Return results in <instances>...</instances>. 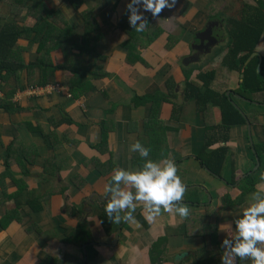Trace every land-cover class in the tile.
I'll return each instance as SVG.
<instances>
[{
	"label": "crops",
	"instance_id": "crops-1",
	"mask_svg": "<svg viewBox=\"0 0 264 264\" xmlns=\"http://www.w3.org/2000/svg\"><path fill=\"white\" fill-rule=\"evenodd\" d=\"M83 1L74 0L78 9L72 0H0V32L14 28L21 33L10 50L0 49V57L8 58L15 68V73L0 80V86L16 90L8 100L13 103L11 111L0 108V264H83L84 246L86 264H152L150 252L160 240L155 250L165 252L164 260L155 264H221V241L234 235L232 221L252 202L254 191L264 192L261 175L254 185L239 186L261 166L255 169L254 146L260 145L264 154V93L248 99L237 94L243 74L223 64L227 50L220 49L226 34L224 26L209 21L206 9L212 4L207 0H188L192 6L184 13L181 0L170 10L162 9L156 18L145 13L149 25L141 33L131 30L126 21L128 0ZM247 3L256 5L254 0ZM85 11L97 27L94 35L100 37L94 47L97 54L93 53L98 55V70L85 88L88 95L79 93V98L71 99L65 85L70 73H43L37 62L44 58L55 66L65 63L63 49L68 47L61 31L80 28ZM209 26L215 40L201 44L197 34ZM216 36L222 37L217 40ZM170 41L174 44L166 49ZM256 52L264 58V33ZM209 70L215 71L211 89L226 94L244 115H256L259 121L258 125L232 126L226 142L221 128L208 131L210 125L221 123L220 109L211 108L204 116L195 100L185 96L186 72L200 83L197 75ZM104 73L107 76H99ZM44 75L53 80L36 86L47 89L45 94L30 96L23 91L43 81ZM134 94L155 98L161 94L167 101L134 106ZM209 135L215 139L213 150L225 146L230 152L222 180L202 170L196 160L203 144L211 140ZM135 141L150 149L152 160L172 159L186 189L199 188V204H187L189 215L183 221L162 212L148 223L137 202L134 215L139 227L123 221L109 235L101 222V208L109 195L104 186L114 167L134 170L142 164L138 154L129 151ZM233 175L238 179L235 183ZM224 195L238 199L239 205L225 209ZM28 200L34 202L32 207L25 203ZM17 201L25 204L18 206ZM209 204L218 219L191 222L190 232L198 235L185 236L186 220L204 214ZM9 213L14 214L13 221L1 227ZM28 221L36 223L35 231H26ZM201 226H206L204 233H199ZM77 229V238L87 241L80 246L64 240ZM234 264L251 261L237 258Z\"/></svg>",
	"mask_w": 264,
	"mask_h": 264
},
{
	"label": "trees",
	"instance_id": "trees-1",
	"mask_svg": "<svg viewBox=\"0 0 264 264\" xmlns=\"http://www.w3.org/2000/svg\"><path fill=\"white\" fill-rule=\"evenodd\" d=\"M74 2V0H72ZM184 4L183 13L186 12L192 5L188 0H181ZM225 1V0H207V3H211V7H207L206 14L208 15V19L210 22L215 23V26H224V31L226 34V41L223 45L224 48H221L220 51L227 50V54L225 55V58L223 59V64L228 66H233L239 69V71L243 74V80L240 85L239 90L237 91V94L242 96L243 98H249L255 93H264V58H262L260 55H256L253 58H251L249 61L248 59L256 53V48L258 45V42L264 33V5L262 3V0H254L256 2V5L249 4L246 2H241L239 9L235 7H228L223 8L220 10L218 7V2ZM75 3V4H74ZM72 3L73 6L76 8L78 7L77 3ZM81 3H84L83 0H81ZM79 9V7H78ZM85 16V23L80 26V28H76L72 31V29H64L61 31L62 35L61 39L64 44L68 47L67 51L63 49L64 51V58L65 63L63 65L55 66L51 61L47 62L44 60V58L41 60L38 58L39 67L42 68L43 73L46 72V70H62L67 71L70 73V77L66 81V86L68 87V91L71 95L68 94V96H71V99L79 98V93L86 94L87 90L85 89L86 86H88L90 79L94 77L95 70H98V67H96V59L98 58V55L95 56L94 54H97L94 51V47L97 43V40L100 38L98 35H94V30L97 29L95 25H92L90 23L91 21V15L90 12H83ZM124 21V20H123ZM127 21V20H126ZM219 27L215 28L217 30ZM21 33L16 31V29H7L3 28L0 32V49L2 46H5L6 49L10 50V47H13L15 45L17 37H19ZM78 35V36H77ZM83 38V42H81V39L79 37ZM222 36H216L217 40H219ZM5 39V40H4ZM8 41V42H5ZM80 41V42H79ZM151 41V40H150ZM224 41V40H223ZM41 45H44L43 40L40 41ZM82 43V44H80ZM144 42H141L140 45H143ZM174 41H170L169 44L166 46V49H170L171 46H173ZM128 48L126 50L128 51V57L127 62L129 63V56L131 54L129 53V50L131 48V43H126ZM42 48V46H41ZM77 50L75 53L74 51ZM131 51V50H130ZM94 58H93V56ZM95 62V63H94ZM22 65H20L21 67ZM14 65H10L8 62V58H5L4 56L0 57V80H5L7 77H9L11 74L15 73V68H13ZM3 72H6V75L3 74ZM186 91L185 96L186 98H193L197 105V111L203 114L204 116L207 114L208 110L214 107H217L220 109L221 112V123L216 126L212 127L211 125L208 127V131L214 132L218 127L222 129V132L225 133V136L223 137V141L226 142L228 140V132L232 126H238L246 124L247 121L250 122V124L258 125L259 121L256 115L254 116H246L242 113V111L233 103L229 96L226 94H219L213 89H211V84L215 77V71L209 70V71H200V73L197 75V81L202 83H197L195 81H192V72H186ZM102 77L107 76V74L99 75ZM43 81H39L37 85H30L31 87L25 88V92L29 90L30 88H36V86H46L50 82H53V80L46 79L45 75L43 76ZM204 88L202 91L201 89ZM10 89H4L0 86V108H4L7 111H11V108H13V103L10 100L11 97L16 93V90H10ZM2 92L4 93L2 95ZM22 92V91H21ZM5 93H9V95H6ZM6 95V96H5ZM88 95V94H86ZM163 101H167V98H162L161 94H156V98L153 96L145 95V96H138L136 94L132 97V103L134 106H140L145 105L148 102H153L154 104H159ZM17 109V108H15ZM256 118V119H254ZM69 121H73L69 119ZM264 129V128H263ZM210 133V132H209ZM211 134V133H210ZM207 142L203 144V147L199 154L197 155V161L199 162V166L202 170H210V172L219 178L220 180L223 179L224 170L226 169V164L228 161V158L230 156V152L228 151L227 147L222 146L217 149H212L211 144L215 139H213V136H208ZM213 139V140H212ZM255 150L257 151V159L261 163L260 168L245 178L242 182H240L239 186H243L246 183L250 182V185H254L255 180L260 177V175L264 171V154L259 150L261 149L260 145L254 146ZM256 159V160H257ZM177 167V165H176ZM207 168V169H206ZM208 172V171H206ZM235 174V170H233ZM209 173V172H208ZM210 174V173H209ZM238 179L233 175L232 182H237ZM186 186V185H185ZM199 188L193 187L186 189L184 193V203L189 205H198L199 200L196 198V195L198 194ZM23 192L19 190L18 195L22 196ZM20 201V200H19ZM223 206L225 209H231L239 205V200H232L230 195H224L222 198ZM29 206H33V201H26L25 202ZM24 203V204H25ZM23 204V205H24ZM16 205L23 206L21 203L16 202ZM14 214L9 213L7 217H5L4 223L1 224V227H4L8 225L11 221L14 219ZM214 217L217 218L219 215L214 210L213 206L211 204L207 205L206 211L204 214L194 215L189 217L186 222L184 223L183 227V234L185 236H191V238L194 235H198V233L190 232L191 222H199L201 223L204 218ZM27 222V220L25 221ZM101 222L102 225L106 231L107 234L113 235L112 231L114 230V227L119 226L123 220L120 223H114L109 221V219L106 217L104 208H101ZM36 223L33 221H28L27 227L25 228L27 232L35 231L33 229H36L35 227ZM201 230L199 233H204L203 231L206 226H201ZM75 232V234H66L64 237V240L66 242L73 243L75 245H82L83 243L87 241L79 240L77 237L79 236V233ZM81 231V236H82ZM76 237V238H75ZM85 238V236L83 237ZM163 240L157 241L154 246L152 247V251L150 252V259L152 264H155L157 261L162 262L164 259L163 253L161 250H155L157 245L159 246V243H161ZM50 261V259H48ZM89 264V262H87Z\"/></svg>",
	"mask_w": 264,
	"mask_h": 264
},
{
	"label": "clouds",
	"instance_id": "clouds-1",
	"mask_svg": "<svg viewBox=\"0 0 264 264\" xmlns=\"http://www.w3.org/2000/svg\"><path fill=\"white\" fill-rule=\"evenodd\" d=\"M176 0H128L125 4L127 23L131 30L141 33L148 20L145 13L158 17L162 9H172ZM129 151L138 154L143 161L134 170L114 167L110 180L104 186L106 197L104 212L109 221L122 220L139 227L134 213L136 203L142 205L141 213L146 222L152 223L163 213L174 214L183 221L189 215V205L183 203L186 186L177 175L175 162L163 157L152 160L150 149L139 141L129 146ZM264 181V173L261 174ZM252 202L232 221L234 235L223 239L224 255L221 264H234L235 260L249 259L251 264H264V192L254 191ZM123 213V216L121 215Z\"/></svg>",
	"mask_w": 264,
	"mask_h": 264
},
{
	"label": "water",
	"instance_id": "water-1",
	"mask_svg": "<svg viewBox=\"0 0 264 264\" xmlns=\"http://www.w3.org/2000/svg\"><path fill=\"white\" fill-rule=\"evenodd\" d=\"M197 38L199 39V41H200V43L201 44H203L202 42H204V40H206L207 42H208V44H210V43H212L215 39H214V37L212 36V28L209 26L207 29H206V31L205 32H202V33H199V34H197ZM199 43V44H200ZM256 55H259L257 52L256 53H254L249 59H248V61L251 59V58H253L254 56H256ZM228 95L230 94V93H227ZM250 123L247 121V125H249ZM252 146H253V144H252ZM257 162H259L258 160H257ZM256 168H258V164L256 165V167H255V169ZM207 169V168H206ZM206 171H208L209 173H211L210 172V170H206ZM85 249H86V247L84 246L83 248H82V250H83V254H84V259H83V264H86V261H87V257H86V251H85Z\"/></svg>",
	"mask_w": 264,
	"mask_h": 264
},
{
	"label": "rangeland",
	"instance_id": "rangeland-1",
	"mask_svg": "<svg viewBox=\"0 0 264 264\" xmlns=\"http://www.w3.org/2000/svg\"><path fill=\"white\" fill-rule=\"evenodd\" d=\"M241 2H246L247 3V2H252V0H225V1H221V2H218L217 9L219 8L220 10H222L223 8H228V7L229 8L230 7H235L237 9H239ZM257 164H258V166H260V162H257L256 165ZM183 181L186 182V178Z\"/></svg>",
	"mask_w": 264,
	"mask_h": 264
},
{
	"label": "built area",
	"instance_id": "built-area-1",
	"mask_svg": "<svg viewBox=\"0 0 264 264\" xmlns=\"http://www.w3.org/2000/svg\"><path fill=\"white\" fill-rule=\"evenodd\" d=\"M55 89L59 90V91H62L60 86H57ZM46 92H47V89L31 88V89H29L27 91V94L30 95V96H35V95L45 94Z\"/></svg>",
	"mask_w": 264,
	"mask_h": 264
}]
</instances>
